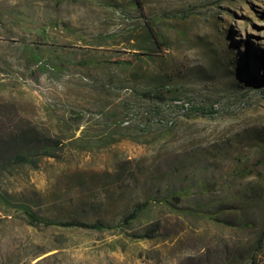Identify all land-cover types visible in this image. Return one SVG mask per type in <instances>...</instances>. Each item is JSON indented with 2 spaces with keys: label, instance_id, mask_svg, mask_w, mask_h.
Here are the masks:
<instances>
[{
  "label": "rangeland",
  "instance_id": "obj_1",
  "mask_svg": "<svg viewBox=\"0 0 264 264\" xmlns=\"http://www.w3.org/2000/svg\"><path fill=\"white\" fill-rule=\"evenodd\" d=\"M161 86L196 110L126 124ZM263 227L264 0H0V264H264Z\"/></svg>",
  "mask_w": 264,
  "mask_h": 264
},
{
  "label": "trees",
  "instance_id": "obj_2",
  "mask_svg": "<svg viewBox=\"0 0 264 264\" xmlns=\"http://www.w3.org/2000/svg\"><path fill=\"white\" fill-rule=\"evenodd\" d=\"M137 2L139 4V0H137ZM150 28L152 31L153 30L152 27H150ZM139 59H140L139 55L134 54V55L124 56V57H115L112 59L111 62L116 63V64H125L128 66H132V65H135L139 61ZM38 60H40V58H38ZM155 90L156 91L147 90V91H143L142 93H140V95L143 96L144 98L154 101L152 108H154V106L157 103L167 101L168 99H172V98L174 99L176 97H180L178 95L169 97L168 92L170 90L167 89V87H165V86H161V88L155 89ZM152 108L145 109V110H142V109L138 110L136 107L135 108L132 107V109H130V111H129V113H130L134 109H136L138 111V115H142L143 114L142 111L148 112V114H146L145 119L140 118L137 121L140 127H141L140 122H145V126L141 127L143 130L148 129L150 126H155V125H152L150 123V120L153 116V114L151 112ZM195 110H196V107H195V104L193 103V109L191 110V112H193ZM128 114H127V116H128ZM188 114H190V113H188ZM30 162H31L30 156H28L27 154H24V153H17L14 156L13 160L9 161L8 164L11 166H15V165L28 164ZM255 165H256L255 168L249 167L246 170V173L249 175L254 174L256 172V168H258L259 164H255ZM181 197L182 196L180 194V195H174L173 198L175 199V201L177 203H179L181 201ZM153 201H159V200L156 198H148L145 201L138 203L134 207V209L124 217V219L122 221V225H129L135 218H137V216L141 212L145 211ZM165 201L170 203V201L168 199H166ZM5 204L7 206H11L9 203H5ZM16 210L22 211V213L25 214V216L29 220L30 224H32L34 226H44V227L58 226V227H67V228H82V229H88V230H105V229L112 230V229H116L118 227V225H116V226L111 225V224L106 223L104 221H93L92 222V221H86V220H82V219L55 220V219H50V218H42L35 211H33L31 209L20 210L18 207L14 206V211H16ZM207 216L209 218L214 219V220L219 221V222H226L214 214H210V213L208 214L207 213ZM226 223H228V222H226ZM145 236L151 237L152 234L148 233ZM263 242H264V227H263V229L259 235V239H258V243H259L260 247H262Z\"/></svg>",
  "mask_w": 264,
  "mask_h": 264
},
{
  "label": "built area",
  "instance_id": "obj_3",
  "mask_svg": "<svg viewBox=\"0 0 264 264\" xmlns=\"http://www.w3.org/2000/svg\"><path fill=\"white\" fill-rule=\"evenodd\" d=\"M193 101L184 96H180V104H173V98L168 99L167 101L157 103L154 108H152L151 112L153 115L160 116V123H153L152 118L150 123L157 127L168 128L169 123L175 120L177 115H187L193 109ZM143 114H148L146 111H142ZM138 116V111L134 109L132 112L128 114L125 119V123L129 124ZM141 127L145 126V122H140Z\"/></svg>",
  "mask_w": 264,
  "mask_h": 264
},
{
  "label": "bare ground",
  "instance_id": "obj_4",
  "mask_svg": "<svg viewBox=\"0 0 264 264\" xmlns=\"http://www.w3.org/2000/svg\"><path fill=\"white\" fill-rule=\"evenodd\" d=\"M173 104H180V97H176V98H174V99H173ZM178 116H180V115H177V117H178ZM181 116H182V115H181ZM177 117H175V120H176ZM156 119H157V121L160 123V116H159V115L156 117ZM175 120L172 121V123H169V125H170V126L173 125V124L175 123Z\"/></svg>",
  "mask_w": 264,
  "mask_h": 264
}]
</instances>
